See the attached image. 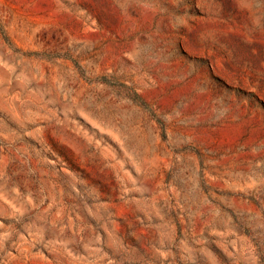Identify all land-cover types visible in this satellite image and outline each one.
<instances>
[{
  "label": "rangeland",
  "instance_id": "rangeland-1",
  "mask_svg": "<svg viewBox=\"0 0 264 264\" xmlns=\"http://www.w3.org/2000/svg\"><path fill=\"white\" fill-rule=\"evenodd\" d=\"M0 264H264V0H0Z\"/></svg>",
  "mask_w": 264,
  "mask_h": 264
}]
</instances>
